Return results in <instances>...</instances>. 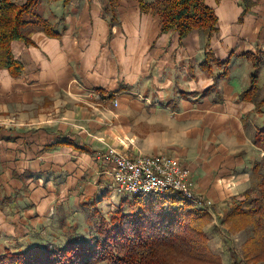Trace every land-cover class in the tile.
Here are the masks:
<instances>
[{"label":"crops","instance_id":"obj_1","mask_svg":"<svg viewBox=\"0 0 264 264\" xmlns=\"http://www.w3.org/2000/svg\"><path fill=\"white\" fill-rule=\"evenodd\" d=\"M57 1L56 9L45 1L40 14L61 35L36 29L31 43L14 41L24 70L17 77L0 70V249L43 245L73 225L82 206L112 193V166L96 158L109 146L132 158H178L213 208L233 200L237 185L252 183L264 160L253 139L264 113L240 96L256 58L264 81V0H206L219 27L209 48L200 31L181 39L162 34L159 16L142 13L138 0H119L114 23L93 0ZM208 51L230 59L227 77L217 79L222 68L215 65L211 73L201 67ZM106 100L121 108H107ZM135 124L169 132L146 146L131 135ZM59 134L87 150L48 149Z\"/></svg>","mask_w":264,"mask_h":264},{"label":"trees","instance_id":"obj_2","mask_svg":"<svg viewBox=\"0 0 264 264\" xmlns=\"http://www.w3.org/2000/svg\"><path fill=\"white\" fill-rule=\"evenodd\" d=\"M41 1L17 3L0 0V70L7 68L13 77L21 75L25 67L14 55V41L31 43L36 29L51 37L61 35L58 24L35 12ZM70 1L64 0V3ZM138 1L142 13L159 16L162 34L174 31L181 39L200 31L205 35V44L209 48L211 38L219 31L216 11L207 5L206 0ZM118 3L119 0H108L111 23L116 21ZM243 56H251V53L246 52ZM204 60L201 67L209 73L214 65L222 68L217 79L228 76L230 59L222 61L208 51ZM259 63L260 59L256 58L250 86L240 98L253 102L263 114L264 95L261 97L259 90ZM217 79L213 86L201 91V97L217 87ZM253 139L254 144L264 152V125ZM71 144L82 151L87 150L62 134L47 148ZM262 166L263 162L256 163L254 171L259 173ZM257 184L258 195L249 197V191H246L247 200L236 205L232 215L252 222L255 240L250 246L252 250L260 248L264 252V176ZM128 204L129 211H125L121 204L108 220L102 218L98 237L90 242L74 238V241L70 240L64 247L56 249L49 245L31 246L26 250L5 249L0 251V264H205L218 260L210 250L209 236L204 230L208 215L206 208H198L174 192L132 196Z\"/></svg>","mask_w":264,"mask_h":264},{"label":"rangeland","instance_id":"obj_3","mask_svg":"<svg viewBox=\"0 0 264 264\" xmlns=\"http://www.w3.org/2000/svg\"><path fill=\"white\" fill-rule=\"evenodd\" d=\"M24 1L26 0H16V2L18 3ZM45 1H55L53 3L54 7L62 4L60 3L61 1L57 0H42L36 7L35 12H43L42 4ZM86 1L87 0H73L71 4L81 5ZM91 4L93 6V9L99 8L103 13L109 11L108 0H93ZM45 7L46 12L52 11L49 6ZM107 13V16L111 15L109 14V12ZM259 88L260 94H263L264 81L262 83L260 82ZM141 99L139 100V102L141 103L139 104V106L144 105L143 103L145 102L144 97H142ZM105 104L107 108L113 109L114 111L121 108L115 107L114 100H106ZM129 108L130 107L128 106L127 109ZM141 127V125L139 126L135 124V131H133L134 133H131V135H133V137L135 135L138 142H141L146 146L147 144H156L163 135H167V133L169 132H148L143 130ZM259 171V173H254L255 175L252 179L251 184L245 187L242 185H237L235 187L236 189H234V193L236 192L237 194H235L233 197H230L233 198V200L230 199L229 201H227V203H221L218 208L212 207L211 210L207 209L208 215L205 218L206 225L204 226V230L209 236L208 245L210 247V250L214 252V254H216L218 260L216 262H206L205 264H264V252H262L260 248L252 250V247L250 246L251 243L255 240L252 222L242 216L232 215L234 212V207L238 204H243L247 200L244 194L246 191H249V197H256L258 195L259 187L257 183L259 182L260 177L264 176V163ZM131 197L132 196L124 192L115 193L112 190V193H107L105 196H103V198L100 200V203L94 201V203L90 204L89 201V203L81 207L84 213L78 214L77 216L71 218V221H73V225L69 224L66 228H64L63 232L60 231L55 233L54 235H50L48 240H45L43 245H49L52 249H56L58 247H64L70 240L74 241V238H77L75 240L80 239L82 241L89 242L90 240H94L95 237H98L97 230L101 224V219L106 218L108 220L111 215L120 208L121 204L122 206H124L125 211H129L130 206L128 202ZM54 226L56 227L57 224L55 223ZM24 245L25 243L20 245V249H17V246L12 245L10 249L26 250L28 246L24 247ZM33 245H40V243H32L30 244V247ZM3 250L5 249H0V251Z\"/></svg>","mask_w":264,"mask_h":264},{"label":"built area","instance_id":"obj_4","mask_svg":"<svg viewBox=\"0 0 264 264\" xmlns=\"http://www.w3.org/2000/svg\"><path fill=\"white\" fill-rule=\"evenodd\" d=\"M96 158L112 166L113 191L130 196L174 192L198 208L211 210L213 207L212 201L197 191L192 170L170 154L132 158L109 146L104 151L97 152Z\"/></svg>","mask_w":264,"mask_h":264}]
</instances>
